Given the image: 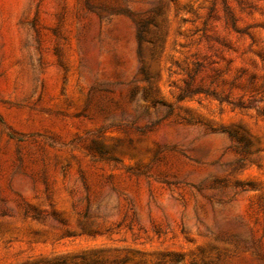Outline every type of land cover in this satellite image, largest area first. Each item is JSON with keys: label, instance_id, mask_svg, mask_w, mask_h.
Masks as SVG:
<instances>
[{"label": "rangeland", "instance_id": "374dc122", "mask_svg": "<svg viewBox=\"0 0 264 264\" xmlns=\"http://www.w3.org/2000/svg\"><path fill=\"white\" fill-rule=\"evenodd\" d=\"M0 264H264V0H0Z\"/></svg>", "mask_w": 264, "mask_h": 264}]
</instances>
